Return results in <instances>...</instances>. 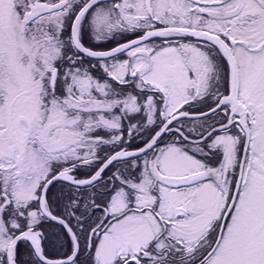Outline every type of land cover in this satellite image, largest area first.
Here are the masks:
<instances>
[{
	"label": "snow or ice",
	"instance_id": "snow-or-ice-1",
	"mask_svg": "<svg viewBox=\"0 0 264 264\" xmlns=\"http://www.w3.org/2000/svg\"><path fill=\"white\" fill-rule=\"evenodd\" d=\"M0 264H264V0H0Z\"/></svg>",
	"mask_w": 264,
	"mask_h": 264
}]
</instances>
